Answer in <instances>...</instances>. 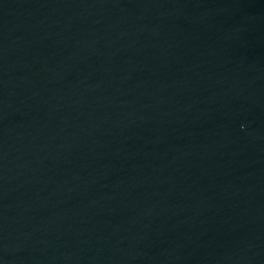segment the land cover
<instances>
[{
	"label": "water",
	"instance_id": "water-1",
	"mask_svg": "<svg viewBox=\"0 0 264 264\" xmlns=\"http://www.w3.org/2000/svg\"><path fill=\"white\" fill-rule=\"evenodd\" d=\"M0 264H264V0H0Z\"/></svg>",
	"mask_w": 264,
	"mask_h": 264
}]
</instances>
